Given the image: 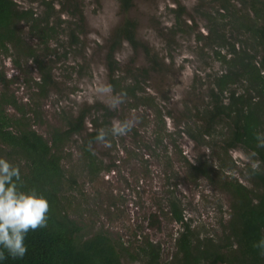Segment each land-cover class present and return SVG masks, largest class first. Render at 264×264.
I'll list each match as a JSON object with an SVG mask.
<instances>
[{
    "label": "rangeland",
    "instance_id": "rangeland-1",
    "mask_svg": "<svg viewBox=\"0 0 264 264\" xmlns=\"http://www.w3.org/2000/svg\"><path fill=\"white\" fill-rule=\"evenodd\" d=\"M16 1L22 7L44 10L32 0ZM59 1L68 5V0ZM70 1H76L84 14L80 43L78 48L72 47V51H68L66 43L48 49L52 53L50 58L56 57L53 53L56 51L59 58L52 65L56 85L46 95L37 88L40 74L32 60L20 57L19 67L11 54L0 52V73L6 75L8 84L5 87L0 83V94L6 90L15 95L25 112L23 120L20 112L8 105L5 110L11 119L21 118L51 141L55 129L66 128L67 118L90 110L85 129L72 136L59 151L70 179L63 192L66 214L82 228L84 240L103 231L134 254L148 239L160 246L162 261L171 263L176 253L175 240L182 229L166 206L174 195L184 202V215L192 230L219 241L224 236L232 205L231 194L224 184L239 181L252 187L247 171L258 164L250 150L238 147L228 153L224 151L231 121L220 122L217 133L205 137V144L192 140L184 132L189 126L202 125L204 121L196 116L197 109L201 114L211 108L209 90L227 68L215 55V50L219 49L226 53L225 48L198 38L201 33L209 34L206 13L220 18L219 3L214 0H132V8L125 12L121 0ZM237 2L233 0L232 4L239 12L241 7ZM179 4L185 7L181 18L186 30L183 32L176 30L174 10ZM63 18L79 22L72 17ZM129 19L137 22V39L150 47L153 56H158L161 67L153 69L144 50H134L125 40L116 49L115 56L123 72L127 67H133L134 71L149 69L143 88L155 100L152 104L116 95L110 85L108 51L115 32ZM220 22V31L234 41L237 22L232 16ZM21 30L30 44H39L26 33V27ZM38 49L44 54V47ZM63 52L68 55H61ZM103 88L110 91L103 92ZM233 88L244 93L247 86L237 83ZM102 106L114 113L112 128L127 123L129 130L114 139L92 144L99 159L115 164L111 171L103 170L93 179L86 171L81 145L88 132L94 130L91 119L101 118ZM189 109H193L192 112H188ZM9 151L10 147L0 141V158L10 162ZM199 159L207 163L214 181L206 177L192 178L191 166ZM14 163L21 169L26 168L23 161ZM121 256L122 264H144L142 260H132L128 252Z\"/></svg>",
    "mask_w": 264,
    "mask_h": 264
},
{
    "label": "trees",
    "instance_id": "trees-1",
    "mask_svg": "<svg viewBox=\"0 0 264 264\" xmlns=\"http://www.w3.org/2000/svg\"><path fill=\"white\" fill-rule=\"evenodd\" d=\"M32 1L39 3L44 10H36L33 6L22 7L16 0H0V52L11 54L19 67L20 57L32 60L40 74V79L36 81L37 88L42 95H46L56 85L52 65L59 58L57 51L53 52L56 57L50 58L52 53L48 49L52 45L62 47L63 43H66L68 51H72V47L78 48L84 14L76 1L68 0V5L59 0ZM214 1L220 5V18L206 13L209 34L203 36L201 33L198 38L225 48L226 53L219 49L215 50V55L227 68L214 80L209 90L211 108L201 114L197 109L196 116L204 121L202 125L189 126L184 132L192 140L205 144V137L217 133L220 122L231 121L224 151L228 153L231 149L242 147L250 150L258 160L255 170L250 166L246 175L252 187L239 181H226L224 184L232 197L224 236L215 241L192 230L190 221L184 215V202L172 195L166 206L172 219L181 224L182 229L175 240L176 253L171 263L162 261L160 246L148 239L134 254L121 241L114 242L103 231L84 240L82 228L66 214L63 192L70 179L62 166L59 151L72 136L85 129V119L90 115V110H82L76 117L67 118L66 128L55 129L51 141H48L23 121V106L19 105L15 95L5 90L0 94V141L10 147V163L20 171V190L27 192L35 189L44 195L49 201V212L47 226L30 230L26 235V255L16 259L5 252L6 259L2 264H122L121 255L125 252L132 260L139 259L144 264H264V148L257 147L258 135L264 139V0H238L237 4L241 7L239 12L234 10L233 0ZM121 6L126 12L132 8L133 1L121 0ZM174 11L176 30L186 31L181 25L185 7L179 4ZM64 16L79 22L67 20ZM226 16H232L237 22L234 41L227 33L220 31V21ZM23 27H26L31 39L38 41L37 46L30 44L23 35ZM136 27L137 22L129 19L115 32L107 55L109 81L116 95L152 104L155 100L143 88L149 69L137 68L134 71L133 67H127L123 72L115 56L116 49L125 40L134 50H144L153 69L161 67L158 56H153L150 47L137 39ZM39 46L44 47V54L38 52ZM63 54L67 56L68 52ZM0 83L8 86L3 73H0ZM237 83L246 84L244 93L233 88ZM8 105L18 110L23 120L18 117L11 119L5 110ZM102 109L101 118L91 119L94 130L88 132L81 145L86 171L93 179L103 170L111 171L115 167L114 163L109 165L99 159L92 146L98 142L96 137L101 131L105 133L106 140L115 137L111 131L114 113L107 107L102 106ZM14 161H23L26 168L21 169ZM191 167L192 178L206 177L214 181L212 171L201 159ZM73 183H76V179H73Z\"/></svg>",
    "mask_w": 264,
    "mask_h": 264
},
{
    "label": "clouds",
    "instance_id": "clouds-1",
    "mask_svg": "<svg viewBox=\"0 0 264 264\" xmlns=\"http://www.w3.org/2000/svg\"><path fill=\"white\" fill-rule=\"evenodd\" d=\"M101 91L107 92L110 88ZM128 130L129 125L124 123L113 126L111 131L113 136H119ZM96 139L105 142V133L101 131ZM257 139V147L264 148V139L259 135ZM252 167L255 170L256 165ZM20 179L19 169L8 160L0 158V264L6 259L5 252L7 256L22 259L28 251L25 244L28 232L47 226L49 201L35 189L27 192L20 190Z\"/></svg>",
    "mask_w": 264,
    "mask_h": 264
}]
</instances>
